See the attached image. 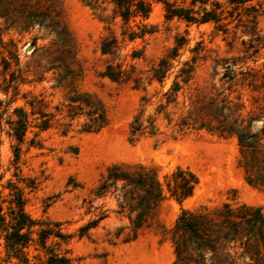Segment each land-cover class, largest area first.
I'll return each mask as SVG.
<instances>
[{
	"label": "rangeland",
	"instance_id": "obj_1",
	"mask_svg": "<svg viewBox=\"0 0 264 264\" xmlns=\"http://www.w3.org/2000/svg\"><path fill=\"white\" fill-rule=\"evenodd\" d=\"M218 1L225 4V0ZM212 2L208 0L205 6H213ZM176 3L191 6L190 0H176ZM193 7L197 8L198 3ZM227 8L220 19L224 24L217 26L212 21L167 19L160 0L150 1L146 18L132 16L127 22L114 15L112 4L99 0H0L1 193L8 197L7 181L17 180L13 175L11 145L16 140L7 134V120L13 107L24 105L22 93L30 90L45 100V109L54 115L51 126L38 132V144L29 143L36 127H30L26 133L17 162L18 174L23 178L19 184L33 181L32 188L24 187L25 209L33 218L59 222L60 230L70 234L67 240L50 235L47 245L57 251L67 250L71 264H171L174 254L166 229L181 207L212 206L228 200L257 205L264 212V189L248 184L237 165L235 136L219 135L204 128L177 132L175 126H166L163 111L157 112L156 107L163 102V90L168 87L172 73L164 86L149 80L151 67L175 43L176 37H181L183 44L173 59L172 70L175 71L181 61L196 57L190 87L185 88L184 96L179 95V100L185 98L188 102L189 98L212 93L213 86L219 88L218 72L223 68L214 64L220 58L234 59L243 69L253 67L264 73V0ZM29 9L55 13L65 28L74 55L73 59L65 55L72 63V71L58 66L47 69L55 65L63 52L51 44L53 36L43 25L36 21L23 23L25 10ZM139 24H145L150 31L130 39L129 31L138 30ZM105 36L116 38V47L111 52L104 53L100 49ZM15 57L18 65L14 63ZM3 58L9 60L6 71L2 69ZM109 62L115 69L118 64L124 69L121 78L113 80L103 74ZM16 67L21 68L27 79L37 76L43 79L19 83L15 99L6 104L13 90L12 87H8L7 92L2 90L6 84L3 75L8 78ZM134 77H139L141 87H135ZM83 92L101 102L107 123L97 131H80L79 123L84 118L79 116L72 119L69 130L62 133L60 124L68 121L63 114L69 106V98ZM142 94L149 97L145 115L156 117L159 133L142 135L131 142L128 124ZM252 96L258 99L260 91L245 87L242 100L249 104ZM59 108L63 109L62 113H58ZM172 116L174 121L177 113ZM114 162L155 167L165 192L154 218L133 238L129 237V227L122 228L117 235L119 227L128 222L111 211L115 207L114 200L94 198L92 194L107 166ZM176 167L187 168L197 177L192 195L181 203L166 190V180ZM6 199L2 202L4 209ZM88 199H91L89 211L86 210ZM101 204L108 208V215L90 227L86 235H79L78 227L96 218ZM32 235L34 240L25 247L28 264H44L45 249L38 244L37 233ZM5 243L2 232L0 264H22L6 254Z\"/></svg>",
	"mask_w": 264,
	"mask_h": 264
},
{
	"label": "trees",
	"instance_id": "obj_2",
	"mask_svg": "<svg viewBox=\"0 0 264 264\" xmlns=\"http://www.w3.org/2000/svg\"><path fill=\"white\" fill-rule=\"evenodd\" d=\"M99 1L112 4L114 15H119L124 22H127L132 16L146 18L150 11L151 0ZM160 1L164 4V16L167 19L177 17L195 23L212 21L219 26L224 24L220 19L228 6L236 8L252 0H225V4L213 0V6L210 7L205 6L208 0H190L191 6L176 3V0ZM195 3H198L197 8L193 7ZM0 15L2 16L1 13ZM32 21L43 25L53 36L51 44H55V48L63 52L60 58H57L55 65L47 69L58 66L66 71H72V63L65 58V55L67 54L71 59L74 55L65 28L55 13L52 10H25L23 23L30 24ZM139 25L138 30L129 31L130 39L150 31L145 24ZM182 44V38L176 37L175 43L150 69L149 80H156L160 85L163 83V86L172 73L168 87L163 90V102L158 103L156 111H163L165 125L175 126L177 132L204 128L219 135H234L238 147L237 165L242 170L244 180L254 187L264 189V73L253 67L243 69L236 65L234 59L220 58L214 64L223 68L218 72L219 88L213 86L212 93L199 95L195 99L189 98L188 102L185 98L179 100V95L184 96L185 88L190 87V80L196 69V57L191 56L181 61L175 71L172 70L175 67L173 59L177 57L178 48ZM115 47V37L102 38L100 45L102 52H111ZM14 59L15 65H18L17 57ZM8 66L9 60L3 58V71H6ZM116 66L115 69L112 63H107L103 74L113 80L121 78L124 69L119 64ZM3 77L4 80L6 79V84L2 86V90L7 92L8 87H12L13 90L6 104L15 99L19 83L37 82L43 79V76L27 79L22 75L19 67L12 69L8 78L5 75ZM256 78H259L258 82L255 81ZM133 82L135 87H141L139 77H134ZM245 87L250 90L258 89L260 91L258 99L252 96V101L246 104L242 100ZM232 92L235 94L231 95ZM22 98L24 105H28L29 108L26 109L24 105L13 107L12 114L7 120L9 127L7 134L16 140L11 145L13 175L17 180L7 181L5 187L8 188V197L3 196L0 189V234L3 232L6 254L16 257L22 264L29 262L25 247L34 240L33 232L37 233L38 244L45 249L44 264H71L67 250L57 251L47 245L50 235L67 240L70 234L60 230L59 222H46L33 218L25 209L24 187L32 188L34 184L33 181L30 184L28 182H23L24 185L19 184V181H23L18 174L17 165L20 146L30 127L37 129L29 138V143L38 144L36 138L38 132L51 126L54 113L46 110L45 100L30 90L23 92ZM148 101L149 97L146 94L139 97L137 109L129 121L128 139L131 142L142 135L156 136L159 133L156 117L152 114L145 115ZM68 105L63 114L68 117V121L60 124L62 133L67 132L71 125L70 121L79 116L84 118L79 123L80 131H97L107 123V114L101 102L86 92L71 96ZM62 112L63 109L59 108L58 113ZM173 113H177L174 121ZM196 183L197 177L193 172L187 168L176 167L166 180V190L169 196L181 203L192 195ZM92 194L94 198L114 200L115 207L111 211L125 217L128 222L119 227L117 235L122 228L129 227L130 238L135 237L142 228L149 225L159 203L165 198L155 167L126 162H114L108 165ZM5 198H7L6 209L2 203ZM90 202L91 199H88L87 211L90 210ZM98 209L96 218L78 227L79 235H86L90 227L96 226L99 220L108 215V208H104L103 204L99 205ZM166 230L174 254L171 264H264V212L260 206L225 200L212 206L181 207L172 225Z\"/></svg>",
	"mask_w": 264,
	"mask_h": 264
}]
</instances>
